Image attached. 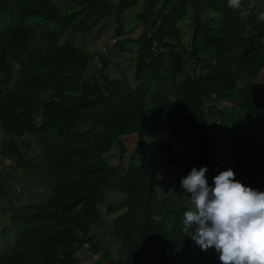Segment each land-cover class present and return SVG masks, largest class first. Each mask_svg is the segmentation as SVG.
Here are the masks:
<instances>
[{"label":"trees","instance_id":"1","mask_svg":"<svg viewBox=\"0 0 264 264\" xmlns=\"http://www.w3.org/2000/svg\"><path fill=\"white\" fill-rule=\"evenodd\" d=\"M144 1L153 7L136 15L139 36L116 43L120 50L133 44L130 86L105 72V47L85 53L70 38L107 17L121 37L122 14L140 0H0V157L12 163L0 179V203L28 198L0 207L8 215L0 237L14 236L0 264H78L82 249L98 256L93 264H219L214 248L202 251L182 235L186 209L157 194L160 162L178 171L179 184L193 167H207L214 187V176L231 168L236 180L264 192V90H256L264 22L255 16L264 8L242 0L251 13L245 22L227 0ZM189 17L186 45L177 24ZM147 130L180 142H145ZM129 135L139 149L119 175L105 156L114 147L124 154L120 138ZM17 175L15 193L8 179ZM34 188L46 197L29 202ZM108 192L123 198L105 203ZM101 205L106 214L120 212L111 221L117 261L88 235Z\"/></svg>","mask_w":264,"mask_h":264},{"label":"rangeland","instance_id":"2","mask_svg":"<svg viewBox=\"0 0 264 264\" xmlns=\"http://www.w3.org/2000/svg\"><path fill=\"white\" fill-rule=\"evenodd\" d=\"M110 1L116 2V0ZM245 1L249 7H254L256 9L264 8V0ZM152 7L153 6L150 1L143 2V0H140V2L135 7L126 10L121 16L124 34L119 38H116L113 35V30L115 28L113 17H107L98 22L86 35H82L78 31L71 33L70 42L78 50L89 54L99 51L105 47L106 53L103 56V61L105 62V72L114 81L127 83L128 85L133 86L134 54L130 50V48L133 47V44L127 43L124 48L120 50L116 43L122 38L134 39L138 37L141 32V26L139 21L136 19V15L143 12H151ZM200 19L203 20L204 16L202 15ZM177 28L181 41L188 45L192 36L190 17L179 22L177 24ZM67 36V33L63 34L60 43ZM256 83L257 92L264 90V68L260 71L258 77L256 78ZM143 139L145 142L149 141L150 143L170 142L175 146V148H177L176 145L180 142V138H170V136L167 135L165 131L156 132V130H147L143 135ZM120 141L124 148V154L121 155L119 150L114 147L112 151L105 156L108 164L119 166V175L123 174L125 171V165L129 156L137 152L139 149L138 141L135 135L121 137ZM11 165L12 163L10 161L0 157V179L6 177V173L11 171ZM8 182L12 183L15 193H17V189H19L22 185V178L20 175H17V178L14 181L8 179ZM180 186L181 184H179L178 180V171L175 172V170H173L170 165L161 161L160 172L156 185L157 194L160 195V197H166L172 200L175 204H178L187 210L191 207L189 200L190 194L181 192V190H179ZM34 190L38 191V196L30 198L29 202L39 201L46 197V193H40L42 191L41 189L39 190V188H34ZM122 198V195L108 192L105 195V203H117ZM10 201L11 202L8 203L3 200L2 203H0V207H4L5 209L9 208L10 206L16 207L20 204H24L26 201H28V198L25 193H23L12 196ZM118 213L120 212L118 211L112 214H106L104 205H101L99 208V217L88 231L89 237H91L92 240L99 246L107 250L110 254V258L113 261H117L121 257L118 244L111 236V221ZM7 217V214H0V229L7 226ZM13 242L14 236L12 231L9 230L4 234L3 237H0V251L7 249L13 244ZM77 258L79 259L78 264H93V261L97 259L98 256H88L84 249H82L78 251ZM218 261V263L221 264L220 260Z\"/></svg>","mask_w":264,"mask_h":264},{"label":"clouds","instance_id":"3","mask_svg":"<svg viewBox=\"0 0 264 264\" xmlns=\"http://www.w3.org/2000/svg\"><path fill=\"white\" fill-rule=\"evenodd\" d=\"M227 6L245 22L251 14L242 0H227ZM255 16L264 22V11ZM207 171L193 167L180 181L191 204L183 213L182 235L202 251L214 248L221 264H264V192L236 180L231 168L214 176V187L209 186Z\"/></svg>","mask_w":264,"mask_h":264},{"label":"built area","instance_id":"4","mask_svg":"<svg viewBox=\"0 0 264 264\" xmlns=\"http://www.w3.org/2000/svg\"><path fill=\"white\" fill-rule=\"evenodd\" d=\"M187 249V248H186ZM189 251V256L190 257H197L198 256V251L196 248H188ZM165 255H167V252L165 253ZM174 264H181L183 261L182 259L177 263V261L175 259H173Z\"/></svg>","mask_w":264,"mask_h":264}]
</instances>
